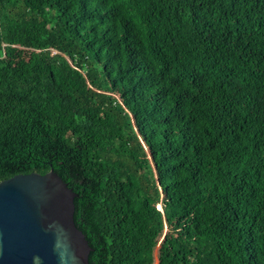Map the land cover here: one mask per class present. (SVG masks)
Segmentation results:
<instances>
[{"label":"trees","instance_id":"trees-1","mask_svg":"<svg viewBox=\"0 0 264 264\" xmlns=\"http://www.w3.org/2000/svg\"><path fill=\"white\" fill-rule=\"evenodd\" d=\"M51 169L90 264H264V0H0V182Z\"/></svg>","mask_w":264,"mask_h":264},{"label":"water","instance_id":"water-1","mask_svg":"<svg viewBox=\"0 0 264 264\" xmlns=\"http://www.w3.org/2000/svg\"><path fill=\"white\" fill-rule=\"evenodd\" d=\"M76 196L54 169L1 181L0 264H90L92 247L75 221Z\"/></svg>","mask_w":264,"mask_h":264},{"label":"rangeland","instance_id":"rangeland-1","mask_svg":"<svg viewBox=\"0 0 264 264\" xmlns=\"http://www.w3.org/2000/svg\"><path fill=\"white\" fill-rule=\"evenodd\" d=\"M263 194H264V192L262 193V195H261V198H260V202H261V204H260V206L258 207V208H260L261 210L263 209V207H264V201H263ZM175 230L176 229H170V228H168V227H166L165 228V231H164V233H163V236H162V238L163 239H165V240H167L168 242H169V245L171 246L170 248H172L173 247V245H172V237H173V234H174V232H175ZM191 230V229H190ZM190 230H188V234L190 233ZM187 233H186V235H187ZM174 251H172V249H171V255H170V257H169V259L172 257V256H174ZM176 256H178V257H180V262H183V260H182V257L181 256H179L178 254H176ZM183 263H185V262H183Z\"/></svg>","mask_w":264,"mask_h":264},{"label":"built area","instance_id":"built-area-1","mask_svg":"<svg viewBox=\"0 0 264 264\" xmlns=\"http://www.w3.org/2000/svg\"><path fill=\"white\" fill-rule=\"evenodd\" d=\"M174 256H176V254H174ZM176 257H178V256H176ZM182 257V256H181ZM172 258H173V256L169 259V264H171V260H172ZM179 259H180V257H178ZM182 260H183V262H185V260H184V258L182 257ZM183 262H180V264H187L186 262L185 263H183Z\"/></svg>","mask_w":264,"mask_h":264}]
</instances>
